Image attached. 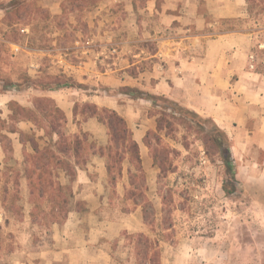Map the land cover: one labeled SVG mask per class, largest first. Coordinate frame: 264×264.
Here are the masks:
<instances>
[{
    "label": "crops",
    "instance_id": "obj_1",
    "mask_svg": "<svg viewBox=\"0 0 264 264\" xmlns=\"http://www.w3.org/2000/svg\"><path fill=\"white\" fill-rule=\"evenodd\" d=\"M119 3L135 22L145 19L155 22L148 32L145 29L140 32L158 42L151 71L132 77L134 84L120 86L105 73L100 83L106 82L107 86L117 83V88L112 89L115 92L109 88L86 91L83 84H75L74 88L8 89L0 93L7 108L10 103L32 108L35 99L53 101L65 115V131L70 128L66 133H86L92 143L87 163L77 170L72 184L74 204L81 202L84 208L74 206L63 222L49 223L32 218L37 211L25 175L24 154L30 153L31 148L22 142L21 134L31 133L34 126L28 121L19 122L18 132L8 135L10 158L4 155L0 161V169L8 170L11 182L0 200V264H120L112 253L121 235L150 232L151 226L144 221L140 209L130 215H106L110 207L104 204L105 197L102 201L100 198L105 196L109 178L106 157L102 155L109 144L108 130L96 118L84 120L80 115L74 116V108L80 103L115 111L125 120L138 145L142 169L148 182L154 184L158 173L144 143L148 132L156 131L157 117L149 115L154 108L144 95L133 97L121 91L129 87L142 92L143 88L138 87L142 82L148 86L144 87L148 92L142 93L165 97L211 120L227 135L236 180L233 194L238 193L237 187L243 189L248 200V227L262 229L264 243V58L259 61L254 55L264 52V43L260 46L264 38L243 29L216 30L218 21L246 14V0H119ZM120 50L119 47L113 51L120 54ZM68 90L75 92H69L72 96L68 97ZM14 93H30L36 98L29 101V106H23L18 98L7 97ZM9 115L8 109L6 118ZM37 135L43 136V132ZM8 160H14V165ZM60 182L68 185L63 176ZM42 208L46 209L45 205ZM2 229L8 231L7 239ZM253 237L249 236L248 244L258 243ZM175 246L177 243L173 247L160 243V263L161 256H178Z\"/></svg>",
    "mask_w": 264,
    "mask_h": 264
},
{
    "label": "rangeland",
    "instance_id": "obj_2",
    "mask_svg": "<svg viewBox=\"0 0 264 264\" xmlns=\"http://www.w3.org/2000/svg\"><path fill=\"white\" fill-rule=\"evenodd\" d=\"M11 1L0 0V93L1 80L23 82L26 76L83 84L86 91L109 88L115 92L112 89L117 88V83H112L113 87L100 83L103 74L108 73L123 86L134 84L132 77L151 71L158 42L140 32H148L155 22H135L119 0ZM245 8L246 14L240 18L218 21L216 30L243 29L264 38L262 7L246 4ZM119 47L120 54L113 51ZM254 55L259 61L264 58L262 51ZM138 87L148 92L144 89L148 87L146 82ZM69 92L75 91L68 90V97L72 96ZM10 96L18 98L23 106L36 98L30 93L7 97ZM148 104L154 108L149 115L158 118L159 109ZM7 112L3 98V119ZM181 120L147 137L158 173L154 184L144 173V178L131 180L130 186L127 170L131 167L127 161L123 162L121 178L113 182L107 179L105 196L100 198L102 201L105 197L104 204L110 207L106 215H130L142 210L144 221L151 226L146 237L159 245L163 242L173 247L177 243L178 256H161V264H264L262 229L248 227V200L243 189L237 187V194H225L223 186L230 188L231 183L217 155L208 153L203 144V126L192 124L188 131L187 121L182 124ZM204 127L212 130L210 122ZM7 152L0 147V161L4 155L10 158ZM8 162L14 165V160ZM159 167L170 173L160 176ZM7 171L0 169V200L11 183ZM45 208L49 206L45 204ZM2 230L7 239L8 231ZM126 234L114 245L112 256L120 264H137L135 240ZM251 235L258 243L248 244Z\"/></svg>",
    "mask_w": 264,
    "mask_h": 264
},
{
    "label": "trees",
    "instance_id": "obj_3",
    "mask_svg": "<svg viewBox=\"0 0 264 264\" xmlns=\"http://www.w3.org/2000/svg\"><path fill=\"white\" fill-rule=\"evenodd\" d=\"M14 1L12 0L11 4ZM258 2L260 3L258 4ZM246 4L261 6L264 12V0H246ZM1 82L3 83L2 91L8 89L22 91L30 88L45 91L75 87L74 84L59 80H34L28 77L23 82H12L10 80H1ZM121 91L133 97L138 94L139 97L144 95L145 100H148L155 108L159 109L156 132H163L165 129L174 127L173 122L181 119L182 124L187 121L186 128L188 131L192 128V124L203 126V136L201 138L203 144L206 146L208 153L211 152L217 155L227 174L229 183H231L230 188H227V184L223 186L225 194L232 195L236 191L234 185L236 182L235 171L230 154V140L211 120L202 118L165 97L144 94L129 87H124ZM8 109L10 112L8 118L3 119L0 114V147L4 152L11 151V141L8 135L18 132L16 125L19 122L28 121L34 126L31 133L21 134L22 142L24 144L28 143L31 148L30 153L25 152L24 154V167L37 211L32 213V218L35 220L40 218L49 223H61L67 218L74 206L80 209L84 208L81 202L74 204L72 184L75 181L77 170L86 165L89 151L92 149L89 136L86 133L67 134L65 131V115L49 99H35L32 108H24L17 103H10ZM79 115L84 120L96 118L108 130L109 144L102 155L106 157V169L112 182L122 175L124 161H128L132 167V170H128L130 181L138 180L140 177L144 178L138 145L132 139L131 132L122 117L115 111L99 109L92 104L76 105L74 116L77 118ZM177 116L185 119L183 120V118ZM207 122L212 125L211 131L204 127ZM165 125H168V127ZM40 131L43 132V136L37 135V132ZM149 133L144 140L148 148L150 147L147 141ZM158 169L160 170V176L170 173L164 168L159 167ZM62 176L68 180V185H62L60 182ZM15 199H17V196ZM45 204L49 206V209L42 208ZM126 237L135 240V250L136 253L138 252L136 254L137 264H161L158 241H152L143 234H126Z\"/></svg>",
    "mask_w": 264,
    "mask_h": 264
}]
</instances>
